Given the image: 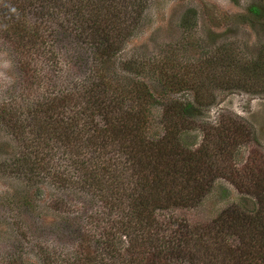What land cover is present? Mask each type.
<instances>
[{"label":"trees","instance_id":"16d2710c","mask_svg":"<svg viewBox=\"0 0 264 264\" xmlns=\"http://www.w3.org/2000/svg\"><path fill=\"white\" fill-rule=\"evenodd\" d=\"M65 1L73 4L66 7V21H45L76 31L81 46L89 49L90 72L84 79H73L67 71L62 76L70 67H61L54 47H47L56 42L53 34L32 35L14 27V38L27 39L37 54L51 56L46 68L25 69L28 88L35 85L37 96L22 94L0 103V124L20 143L17 155L0 168L28 183L49 180L63 191L97 199L98 211L87 215L76 259L69 264H264V161L252 149L242 168L233 165L236 149L250 137L244 124L209 125L202 143L191 149L185 135L193 104L171 100L162 112L163 135H150L145 124L150 113L140 111V103L153 101L150 91L134 86L122 92L118 79L110 77L109 61L124 41L119 16L107 12L102 5L107 0ZM27 2L0 0V21L16 19ZM248 12L254 21L264 19L263 6L253 4ZM161 71L169 92L187 88L186 80H173L170 68ZM51 74L61 81L57 91L49 87ZM43 80L48 85L42 93ZM219 179L254 198L256 209L230 207L210 223L193 227L161 217L197 207ZM116 232L127 241L120 252Z\"/></svg>","mask_w":264,"mask_h":264},{"label":"rangeland","instance_id":"374dc122","mask_svg":"<svg viewBox=\"0 0 264 264\" xmlns=\"http://www.w3.org/2000/svg\"><path fill=\"white\" fill-rule=\"evenodd\" d=\"M102 3L107 12L119 16L116 22H121L125 29L121 48L109 61V69L114 73L110 77L118 79L115 84L121 85L122 92L134 86H145L150 91L153 101L147 105L140 103V111L150 113L144 122L150 135L161 137L164 133L160 121L167 101L189 102L193 104V116L186 124L189 148L199 147L204 128L232 120L244 124L250 133L247 142L236 149L233 165L242 168L252 149L264 161V19L254 21L248 12L253 4L264 7V0H107ZM72 6L65 0H29L17 11L21 16L16 13V19L0 21V103L22 94L30 96L29 99L37 96L35 85L28 88L30 80L25 69L46 68V58L51 56L37 54L27 39L22 42L14 38V32H18L16 25L32 35L40 31L53 34L56 42L49 41L47 47H54L61 67H70L62 76L69 73L73 79H84L88 75L89 49L81 46L76 31L71 32L68 24L64 25L66 28L56 29L59 24L45 21L49 18L65 22L66 7ZM168 68L174 81L186 80L187 88L169 92L161 71ZM50 77L49 87L59 90L61 81L52 74ZM47 85L45 80L42 93ZM130 107L134 111L138 109L136 105ZM23 115L24 112L20 113ZM30 129H26V136ZM19 144L0 124V167L17 155ZM58 201H63V205L57 206ZM255 203L254 198L219 179L197 207L163 212L161 217L166 221L174 217L183 226L193 227L210 223L230 207L254 211ZM84 205L88 208L86 213L82 211ZM98 205L91 195L63 191L49 180L28 183L0 168V264H49V261L69 264L76 259L86 217L98 211ZM100 218L107 222L101 214ZM112 218L107 219L112 221ZM119 235L116 232L115 244L120 252L127 241ZM211 262L206 260L204 264Z\"/></svg>","mask_w":264,"mask_h":264}]
</instances>
